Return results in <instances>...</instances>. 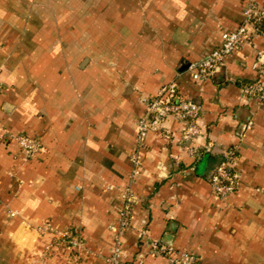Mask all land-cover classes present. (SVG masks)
<instances>
[{
  "label": "crops",
  "instance_id": "crops-1",
  "mask_svg": "<svg viewBox=\"0 0 264 264\" xmlns=\"http://www.w3.org/2000/svg\"><path fill=\"white\" fill-rule=\"evenodd\" d=\"M245 3L0 0V264H110L137 152L124 264H170L153 242L198 264H264V102L243 93L264 81V66L253 67L264 25L210 78L189 72L241 26ZM171 82L202 106L204 133L183 145L170 118L137 151L145 101ZM20 135L43 151L23 161L11 139ZM233 148L241 180L217 199L209 178ZM46 221L85 249L46 255Z\"/></svg>",
  "mask_w": 264,
  "mask_h": 264
},
{
  "label": "built area",
  "instance_id": "built-area-1",
  "mask_svg": "<svg viewBox=\"0 0 264 264\" xmlns=\"http://www.w3.org/2000/svg\"><path fill=\"white\" fill-rule=\"evenodd\" d=\"M243 16V22L239 28L222 34V43L219 47L190 66L189 72L193 81L198 82L210 78L218 68L226 66L228 58L234 52L251 44L250 30L260 32L264 25V5L259 4L257 0H246ZM259 65L264 66V49L258 51L257 61L253 67L258 68ZM243 93L250 99L263 103L264 81H256L244 87ZM145 104V114L137 122L136 127L137 151L144 146L149 132L166 133L170 118L176 119L182 125L180 136L183 145L192 144L203 135L204 128L200 124L202 106L183 95L175 82L162 86L158 94L154 98L147 99ZM248 126L251 127L252 123L250 122ZM11 139L17 143L23 161L31 159L43 151L42 143L34 137L20 135L13 136ZM191 154L195 155L194 150L191 151ZM236 164L237 153L233 148L223 155L210 176L212 193L217 199H226L237 190L241 175ZM132 166L131 183L139 177L141 171L138 152L132 157ZM131 183L122 193L119 226L113 228L115 242L107 260L110 264H124L125 252L122 246V237L130 226L133 209L138 203ZM38 231L50 237L44 247L46 255L64 251L72 256V253L85 249V243L72 230H60L51 225L49 221L39 226ZM151 253L157 256H167L170 264H198L196 255L187 251H176L173 248H162L157 242H153Z\"/></svg>",
  "mask_w": 264,
  "mask_h": 264
},
{
  "label": "rangeland",
  "instance_id": "rangeland-1",
  "mask_svg": "<svg viewBox=\"0 0 264 264\" xmlns=\"http://www.w3.org/2000/svg\"><path fill=\"white\" fill-rule=\"evenodd\" d=\"M53 10L55 9V8H52Z\"/></svg>",
  "mask_w": 264,
  "mask_h": 264
}]
</instances>
